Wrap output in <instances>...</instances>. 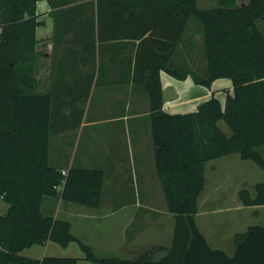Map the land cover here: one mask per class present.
Returning a JSON list of instances; mask_svg holds the SVG:
<instances>
[{
	"label": "trees",
	"instance_id": "1",
	"mask_svg": "<svg viewBox=\"0 0 264 264\" xmlns=\"http://www.w3.org/2000/svg\"><path fill=\"white\" fill-rule=\"evenodd\" d=\"M38 1L0 0V198L8 204L0 212V264L78 263L76 256L22 253L49 239L62 246L78 241L91 264H264V225L252 224L236 234L230 255L209 244L195 216L209 160L239 153L264 169V0H219L208 8L200 0H88L87 9L71 7L76 16L92 19V37L100 47L120 41L132 51L127 70H133L135 89L144 86L149 94L157 174L175 215L172 245L161 258L151 253L99 257L72 233L69 220L43 210L45 196L99 207L105 173L82 165L64 169L51 160L53 95L36 88ZM75 1L49 3L59 7ZM55 13L58 29L60 12ZM192 21L202 24L204 71L186 60L174 62L189 40ZM193 43L199 45L197 39ZM162 70L179 79L190 75L207 87L229 78L232 90L224 101L213 93L195 111L171 113L164 108ZM239 197L245 205H264V181L255 184L254 192L241 188Z\"/></svg>",
	"mask_w": 264,
	"mask_h": 264
},
{
	"label": "crops",
	"instance_id": "2",
	"mask_svg": "<svg viewBox=\"0 0 264 264\" xmlns=\"http://www.w3.org/2000/svg\"><path fill=\"white\" fill-rule=\"evenodd\" d=\"M86 1L79 0L59 7H52L49 0L38 1L42 22L36 32V88L53 95L55 132L51 141L55 138L56 143L50 152L52 162L64 169L72 165L103 169L102 201L99 207H90L62 197L45 196L43 206L47 202L55 218L69 220L72 233L92 246L99 257L136 258L151 253L155 258H161L172 245L175 215L168 210L167 204L162 211L163 216L158 215L154 206L142 204L154 203L163 194L155 162L149 94L144 86L135 89L133 70H127L126 57L132 51L120 41L111 45L102 43L100 47V41L92 37V19L76 16L71 7L86 6ZM57 10L60 12L58 29L55 20ZM261 20L260 23L264 22V17ZM196 35L201 38L198 44H202L200 30L190 35L188 29L189 40L182 46L181 56L175 57L176 64L183 65L186 60L191 66L198 67L193 60L199 55L198 51L202 53V49L200 44L193 47ZM100 57L101 66L98 64ZM203 65L202 71L205 70ZM161 81L164 108L171 113L195 111L213 93L224 101L226 92L232 90L231 79L224 77L215 79L207 87L195 83L190 75L179 79L162 70ZM94 95L96 100H93ZM74 123L79 124L74 126ZM96 123L107 124L110 134L106 138L103 136L101 144L93 150L84 147L77 156L72 145L61 144L60 137L71 130L91 127ZM220 125L223 126L221 121ZM214 159L206 163V168L211 163L209 170L217 178L219 163L212 161ZM130 164L137 171L134 177L123 173ZM132 179L135 185H132ZM239 190L231 195L227 188H222L218 179L208 184L206 178L195 215L197 225L209 244L230 255L235 250L236 234L245 232L249 225L257 224L254 222L256 217L264 214V205L243 204ZM7 208L8 204L0 198V212H6ZM22 253L36 258L45 255L76 256L77 264H91L75 240L62 246L49 239L25 247Z\"/></svg>",
	"mask_w": 264,
	"mask_h": 264
},
{
	"label": "rangeland",
	"instance_id": "3",
	"mask_svg": "<svg viewBox=\"0 0 264 264\" xmlns=\"http://www.w3.org/2000/svg\"><path fill=\"white\" fill-rule=\"evenodd\" d=\"M240 1H247V0H237V2H240ZM200 5L206 8L213 7V6L218 5V0H201ZM261 25L264 28V22H261ZM189 30H190V35L192 34L193 31L202 30V24L198 21L196 22L192 21L190 24ZM196 38H197V41H201L200 40L201 38L199 37V35H196ZM198 50H200V47L197 49V51ZM198 54L201 55V52L198 51ZM199 55L197 56V58H194L193 62L196 65L198 64L197 68L201 71V69H203L202 67L204 66L203 65L204 61L201 59V56ZM101 88H102V85H101ZM98 97H99V93H98ZM93 100H96L95 95L93 97ZM109 103H111V100L109 101ZM91 104L93 105V102ZM88 107H89V104L87 108ZM221 123L223 125L222 127H224L228 132H230V129L228 128L226 123L223 121H221ZM109 134L110 132H109V129L107 128V124L96 123V125H92L91 127H85V128L80 127V128L71 130L70 133L60 138H61V144L69 145L70 147L73 146V151L76 153L77 156H79L80 152L84 149V147H89L93 150L96 146H99L101 144L103 136L104 138H106L107 136H109ZM55 143H56V140L55 138H53V140L51 141V151H53L55 147L54 145ZM261 150L264 151V148L261 147ZM90 154H94V151H90ZM215 160L217 161V163H219V170L217 171V178L214 177V175H212L209 170V166L211 164L210 163L209 166H207L206 168L207 182L208 184H211V183H214L216 179H218V181L221 183L222 188H227L231 195L236 194L237 190L243 187H248L249 189H253L254 191L253 185L259 181H264V169L254 160L242 158L239 153L227 154L226 156L215 158L212 161H215ZM129 166L130 167L125 169L123 173L127 174V176L129 177L132 175L134 177L135 174L137 173L135 166H133L132 164H130ZM130 181L132 182V185H133L134 184L133 179ZM128 188L130 187L128 186ZM141 188L143 189L142 185H141ZM135 189L138 190V186H135ZM161 195L162 196L158 197L157 201H155L154 203L153 202H142L143 205L154 206V208L157 209V213L159 216L164 215L162 211L165 209V205H166L164 195L163 194ZM223 204L228 205V203L226 202H223ZM43 210L46 214H50L51 211L47 206V202L43 206ZM254 222L257 224L264 225V214L256 217V220ZM130 228L132 229L133 226Z\"/></svg>",
	"mask_w": 264,
	"mask_h": 264
},
{
	"label": "built area",
	"instance_id": "4",
	"mask_svg": "<svg viewBox=\"0 0 264 264\" xmlns=\"http://www.w3.org/2000/svg\"><path fill=\"white\" fill-rule=\"evenodd\" d=\"M63 172L66 173V170H64Z\"/></svg>",
	"mask_w": 264,
	"mask_h": 264
}]
</instances>
